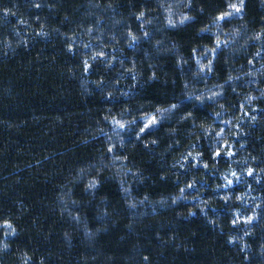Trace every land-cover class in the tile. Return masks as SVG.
<instances>
[{
    "label": "trees",
    "instance_id": "1",
    "mask_svg": "<svg viewBox=\"0 0 264 264\" xmlns=\"http://www.w3.org/2000/svg\"><path fill=\"white\" fill-rule=\"evenodd\" d=\"M190 2L0 0V264H264V3L217 23L229 0ZM221 127L229 159L212 158Z\"/></svg>",
    "mask_w": 264,
    "mask_h": 264
},
{
    "label": "snow or ice",
    "instance_id": "2",
    "mask_svg": "<svg viewBox=\"0 0 264 264\" xmlns=\"http://www.w3.org/2000/svg\"><path fill=\"white\" fill-rule=\"evenodd\" d=\"M262 3H264V0H261ZM36 7H39V5H36ZM160 7L161 8H164L165 5L163 3L160 4ZM185 7H188V8H191L192 5H191V2L189 0V3L187 5H185ZM245 7V0H238V2H235V0H229V2H227L226 6L223 7L218 15L215 17V22H225V23H228L231 21V19L233 17H236V16H239L242 14V11ZM170 11V6H169V9ZM8 12L9 10L7 8L4 9V14L5 15H8ZM145 13L143 11L139 12L136 16V19L138 21H141V24H140V27L141 29H143V17H144ZM195 19L194 17H191V16H188L187 14H184L182 16V18L179 19V24L183 25L185 23H187L188 21L190 20H193ZM166 24L168 27H176L177 26V21L172 17V16H169L167 18V21H166ZM201 31H204V29H201ZM128 35L130 37H132L133 40L136 39L135 36H133L132 32L129 31L128 32ZM144 35L147 37L149 36V33L148 32H145ZM264 37V28L261 29V32L260 33H257L256 35V39H260ZM228 45V40H224L223 43L222 41L219 39V37L216 38V40L214 41V47H212L211 49H207V51H210L214 56L217 54L218 50L221 49L222 47H226ZM68 50L69 51H72V45L69 44L68 45ZM192 52V55L193 56H196V53H197V49L196 48H192L191 50ZM95 56H98L99 58H101L102 60L104 59L105 57V53L103 51H100L98 53L95 54ZM207 57L205 56V59ZM196 62H197V65H198V70H199V73H204L205 71H207L208 73H211L213 71V61L212 60H208V63L207 64H204L200 61L199 57H196ZM183 63H187V61H183ZM249 64H252V60H249L248 61ZM83 68H84V71L85 72H88V71H91L92 70V65L89 64L87 61L84 62V65H83ZM152 78H155V74H153V77ZM133 79H135V76H133ZM213 97H209V99H212ZM197 100H201L200 97H197L196 98ZM202 102V101H201ZM171 109H175L177 108V105L176 104H172L171 106ZM193 109L195 108V105L192 106ZM158 112H162V111H165L164 109H157ZM192 115V112L189 111L187 113V116L185 118H187L188 116H191ZM141 120L143 122V126L139 128V132L137 133V138L140 137V134L141 133H145V131L147 129H149L151 126H154L157 124L158 122V117L156 115H149L147 116L146 118L145 117H141ZM114 123L121 129H124L126 127V125L124 123H121L120 121L118 120H114ZM217 135H220V133H217ZM153 143H155V141H153ZM107 153H109L111 156L115 157L116 159H119V156H117L116 154V149H115V146L114 145H111L109 144V146L107 147ZM201 154L200 153H197L196 156L199 157ZM222 155L221 151L219 148L216 149L215 152L212 153V158L213 159H216L218 157H220ZM223 155H226L228 157H232L233 156V152L231 150V147L228 148V150L223 153ZM189 156H191V153H189ZM188 157H185V159H187ZM126 159V157H125ZM192 159H196V157H192ZM195 166V165H193ZM205 168H207V164L204 165ZM247 173L249 176L253 175V169L252 168H248L247 169ZM233 176L237 175L235 172L232 173ZM225 180L227 182V185H232L233 184V180L231 179H228L227 177H225ZM98 183L99 181L96 180V179H93V181H91L88 185L85 186V191H88V190H91V189H94L98 186ZM193 185L189 184L188 187H192ZM181 191L183 192V189H181ZM239 199V197H237ZM225 199L227 200V197H225ZM175 202V201H174ZM253 213H255V209H253ZM254 215H247V216H242V217H239L237 219H233L232 220V224L234 226L238 225L240 223V221H243V223L245 225H248L249 227L252 226L253 224V221H254ZM2 228L4 230V236H12L15 234L16 232V229L13 228L12 224L8 221V220H4L3 221V225H2ZM245 235H248V231H245L244 233ZM236 239V237H230L229 240H228V243H233L234 240ZM0 244H2V250L4 251H7L9 249V244L6 242V241H0ZM29 259L26 254L24 256V259L22 260L21 264H28L29 262ZM145 259H147V257H145Z\"/></svg>",
    "mask_w": 264,
    "mask_h": 264
},
{
    "label": "rangeland",
    "instance_id": "3",
    "mask_svg": "<svg viewBox=\"0 0 264 264\" xmlns=\"http://www.w3.org/2000/svg\"><path fill=\"white\" fill-rule=\"evenodd\" d=\"M210 96L214 97V96H217V95L212 93V94H209V95H205L204 97L209 99ZM219 117H220V114H219V116H217V118H219ZM218 121H219V123L222 126H226V121H223V120H220V119ZM217 133H220V135H217ZM210 138L212 140V142H211L212 146L215 147L216 149L219 148L222 153H225L228 150V148L231 147L230 145H227L228 137H227V133H225V131H224V127H221L220 130L218 132H215L212 136H210ZM225 158L229 159L231 157H228V156L225 155ZM190 161H192L193 163H199V160L197 158L196 159H192ZM231 166L228 167L227 169H225V171L222 172L221 175H220L219 179L221 180V186H222L221 189H223V190H227L230 187H232L234 185H237L238 183L242 182L243 173H241L240 170H238V169H236L234 167H233L234 168L233 169ZM233 172H235L237 175L233 176L232 175ZM245 176L246 177L248 176L247 172H246ZM225 177H227L228 179L233 180V184L230 185V186L227 185Z\"/></svg>",
    "mask_w": 264,
    "mask_h": 264
}]
</instances>
